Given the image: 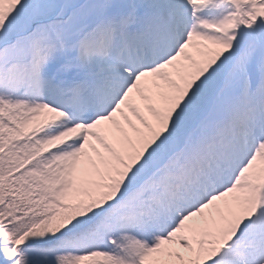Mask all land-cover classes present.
Listing matches in <instances>:
<instances>
[{
    "label": "snow or ice",
    "instance_id": "obj_1",
    "mask_svg": "<svg viewBox=\"0 0 264 264\" xmlns=\"http://www.w3.org/2000/svg\"><path fill=\"white\" fill-rule=\"evenodd\" d=\"M0 264H264V0H0Z\"/></svg>",
    "mask_w": 264,
    "mask_h": 264
}]
</instances>
